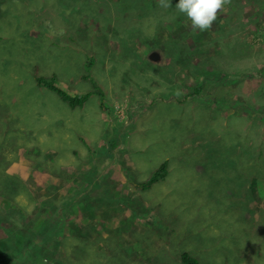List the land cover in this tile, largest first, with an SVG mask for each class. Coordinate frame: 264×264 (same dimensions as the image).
<instances>
[{
    "label": "rangeland",
    "instance_id": "rangeland-1",
    "mask_svg": "<svg viewBox=\"0 0 264 264\" xmlns=\"http://www.w3.org/2000/svg\"><path fill=\"white\" fill-rule=\"evenodd\" d=\"M95 1L0 0V177L13 179L12 200L0 196V246L9 264H181L182 253L264 264V0H231L207 31L187 22L186 50L199 33L210 42L172 68L163 46L122 44L114 11ZM39 77L91 96L75 110ZM163 162L165 179L142 190ZM31 177L38 204L56 190L95 195L105 177L115 211L77 206L60 235L19 233L14 203L23 224L40 216L26 196Z\"/></svg>",
    "mask_w": 264,
    "mask_h": 264
},
{
    "label": "trees",
    "instance_id": "trees-1",
    "mask_svg": "<svg viewBox=\"0 0 264 264\" xmlns=\"http://www.w3.org/2000/svg\"><path fill=\"white\" fill-rule=\"evenodd\" d=\"M150 1L151 4L153 5L150 7L146 6V0H143V2H139L137 0H96L95 4L97 5L98 8H105L114 11V13L111 14L110 16L113 17L114 21L113 20L112 21L116 24L115 31L117 34H118V28H122L121 31L122 38L120 39L121 40L120 42H122V44H126V42H128L129 44L133 45L134 44L133 39H138L139 41L149 46L150 48H154V47L159 48L163 46L166 49L165 53L166 52L170 53L174 58L171 68L179 65L182 62H185L186 61L185 59L187 57L191 58L190 55L192 54V52L199 51L203 53L205 51V47L209 44L210 40L207 39L206 36L202 37L201 33H199V36H196L193 39L197 43L196 50H186L188 49L186 40L188 38L187 36L190 35V32H188V30L186 29V27L184 28V26L190 20H188L187 17L182 13L177 12V10L175 9L174 1L171 0L172 6L169 8L160 7L157 0H150ZM99 14L100 13H98L97 16ZM120 16L122 22H120L121 21ZM86 17L88 18L87 14ZM90 17L91 16H89V18ZM96 19L97 17L95 18L94 21H96ZM167 25H171L173 30L171 31L169 29L167 30L168 27ZM217 28L220 29L222 27H217ZM166 30L168 31V33ZM118 35L120 37V34ZM91 57L88 55L87 57H85L87 59V66H86L87 70H91V68L93 67L92 64L94 62V59L96 62L95 55ZM142 63H144V65L146 66H149V64L146 61L145 62L141 61L140 64ZM133 65H137V64L134 63ZM192 67L195 71L196 68L193 64ZM143 70L141 71L143 72ZM145 73L146 71L144 70V74ZM36 82L38 85L47 87L48 89L57 93L62 98V100L65 101L71 108L81 107L87 100H89L91 96V93L76 94L74 96H70L66 94L64 91L54 86V82H55L54 78L46 79L43 77H39L36 79ZM204 86L205 84L199 82V79L196 78V86L191 87L190 89L191 92H193V94L196 93L199 94L203 90ZM112 133L116 134V129L114 127L112 129ZM109 142L112 143L111 148L117 147V140L115 138L109 139ZM105 149L107 152V148ZM18 152L19 151H17L16 153ZM102 157L105 159L108 156L106 155ZM101 160L103 159L100 158V161ZM167 169H168V162H163L161 166L157 168V170H155V172L152 174V176L149 179L141 183V189L147 190L154 183L161 182L162 180H164L168 173ZM95 173L98 174V172ZM12 182L13 179L11 178V176L7 174H3L2 177H0V186L5 188L3 192L0 193V196H2L6 200H12V197L10 198L11 192H9L11 191L9 189L12 186ZM33 182H34V178L31 177L30 181L28 182V189L30 185L31 187H33L32 186ZM104 182H105V177H102L101 182H98L97 184V187L99 189L95 193V195L91 192L87 194V196H85L84 198L81 197L80 199L77 197L79 191H74V189H71V191H73L72 194L66 197L61 193H59L58 195L56 190L57 187L51 186L52 190H56L54 192L56 197L49 200L46 199L44 202L39 204H38V200L33 197L34 193H39V192H33L32 189L31 190L29 189V191L26 194H28L30 199L32 200L34 199L37 202L38 207H36V211H39V215L41 216L43 214L44 217L39 216L37 222L34 224H32V220L23 224L24 220L27 219L25 218L26 215L25 209L22 207L20 208L16 207L18 205L14 203L13 209L15 210H13V213H18L17 219L20 222L21 226H16L15 220H13V226L16 227L17 232L22 234L29 233V236H34L35 234L54 235L55 233H58V231L60 235L61 231L62 232L68 231L67 228L70 227L71 222L70 221L66 222V220L72 213H74L72 212V210L75 211L77 206L80 208L86 207L88 209H91L93 216H94V211L97 212L98 206L103 207L102 205L108 206L111 204L112 207L109 206L108 210L111 209L112 211H115V207H114L115 200L113 199L112 195H116V194L111 190H106L103 184ZM108 185L111 186L110 181ZM48 187H46V190L48 189ZM112 188H114V186H112ZM108 192L111 194V196L109 195ZM48 193H50V191ZM12 195H13V190H12ZM88 211L91 212L90 210ZM92 215H90L91 218ZM31 224L33 225V227L35 225H38V230L34 231L33 229L31 231L32 229ZM79 230L81 229L77 225L74 226V231L79 236H81ZM94 230L96 231V229ZM83 234L88 235V232L85 231L83 232ZM81 238L83 240H86L88 237L81 236ZM30 242H31V246L29 247L35 248L34 242L32 241ZM58 243L61 245V242ZM180 259H181V264H202L196 258L188 255L187 253H182ZM0 264H9V260L3 253L1 246H0ZM151 264H155V263H151Z\"/></svg>",
    "mask_w": 264,
    "mask_h": 264
},
{
    "label": "clouds",
    "instance_id": "clouds-1",
    "mask_svg": "<svg viewBox=\"0 0 264 264\" xmlns=\"http://www.w3.org/2000/svg\"><path fill=\"white\" fill-rule=\"evenodd\" d=\"M231 0H178L175 9L191 21L194 31H207L216 21L218 13ZM160 7L169 8L171 0H158Z\"/></svg>",
    "mask_w": 264,
    "mask_h": 264
},
{
    "label": "flooded vegetation",
    "instance_id": "flooded-vegetation-1",
    "mask_svg": "<svg viewBox=\"0 0 264 264\" xmlns=\"http://www.w3.org/2000/svg\"><path fill=\"white\" fill-rule=\"evenodd\" d=\"M29 189L31 190L30 186H29ZM26 196L29 197L28 194H26ZM32 196H33V194H32ZM30 200H31L33 206L37 204V202H36L34 199H33V200L30 199ZM34 207H35V206H34ZM27 212H28V211H27ZM17 214H18V213H15V214L13 215V220H15V219L17 218ZM100 229H102V228H101L100 226H98L97 231H95V232H96L97 234H99V235H100L101 232L103 231V229H102V230H100ZM63 232H64V231H63ZM65 232H66V231H65ZM95 236H97V235H94V237H95ZM98 238H100V237H98ZM72 240H73V239H72Z\"/></svg>",
    "mask_w": 264,
    "mask_h": 264
},
{
    "label": "bare ground",
    "instance_id": "bare-ground-1",
    "mask_svg": "<svg viewBox=\"0 0 264 264\" xmlns=\"http://www.w3.org/2000/svg\"><path fill=\"white\" fill-rule=\"evenodd\" d=\"M64 47H65V46H64ZM69 75H71V74H69ZM69 75H68V76H69ZM72 75H73V74H72ZM72 75H71V76H72ZM38 76H39V75H38ZM57 76H58V75H57ZM60 76H61V75H60ZM69 77H70V76H69ZM72 77H73V76H72ZM84 94H85V93H84ZM62 102H63V101H62ZM86 102H87V101H86ZM82 108H83V107H82ZM80 109H81V108H80ZM75 110H76V108H75ZM77 110H78V108H77ZM72 111H73V110H72ZM74 114H76V112H75ZM48 122H49V121H48ZM48 126L51 127V125H48ZM214 154H215V153H214ZM217 156H218V155H217ZM214 157H215V155H214ZM243 225H246V224H243ZM252 226H253V225H252ZM245 227H246V226H245ZM254 229H255V228H254ZM243 230H244V228H243ZM243 230H242V231H243ZM245 230H246V229H245ZM247 232H248V231H247ZM247 234H248V233H247Z\"/></svg>",
    "mask_w": 264,
    "mask_h": 264
}]
</instances>
